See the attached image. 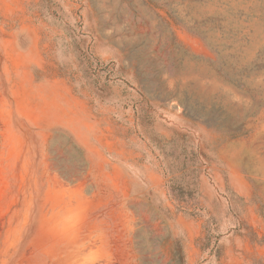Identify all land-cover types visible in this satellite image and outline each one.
I'll list each match as a JSON object with an SVG mask.
<instances>
[{
	"label": "rangeland",
	"instance_id": "rangeland-1",
	"mask_svg": "<svg viewBox=\"0 0 264 264\" xmlns=\"http://www.w3.org/2000/svg\"><path fill=\"white\" fill-rule=\"evenodd\" d=\"M0 264H264V0H0Z\"/></svg>",
	"mask_w": 264,
	"mask_h": 264
},
{
	"label": "trees",
	"instance_id": "trees-1",
	"mask_svg": "<svg viewBox=\"0 0 264 264\" xmlns=\"http://www.w3.org/2000/svg\"><path fill=\"white\" fill-rule=\"evenodd\" d=\"M175 141L170 140L167 141V143L171 144ZM164 151V156L166 158L172 159V155L168 151L162 149ZM179 156L176 157L178 159ZM187 156L185 159L182 161V166L181 168L176 166L175 163H173V160L170 162H167L166 164V173L169 174L171 177L170 181H172V187L171 191H176L180 194H188L192 192L193 186H194V176H196L197 170L191 169L190 167L187 166L186 163ZM178 175V176H177ZM178 210L182 212H186L189 214H192L189 209L185 208L183 205L178 206Z\"/></svg>",
	"mask_w": 264,
	"mask_h": 264
},
{
	"label": "crops",
	"instance_id": "crops-1",
	"mask_svg": "<svg viewBox=\"0 0 264 264\" xmlns=\"http://www.w3.org/2000/svg\"><path fill=\"white\" fill-rule=\"evenodd\" d=\"M76 136V139H78L81 142V136L80 134H74ZM84 144V142H82Z\"/></svg>",
	"mask_w": 264,
	"mask_h": 264
}]
</instances>
